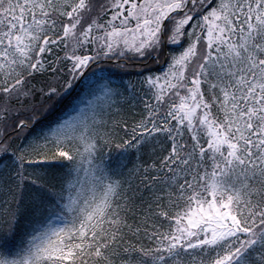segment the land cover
<instances>
[{
  "label": "snow or ice",
  "instance_id": "obj_1",
  "mask_svg": "<svg viewBox=\"0 0 264 264\" xmlns=\"http://www.w3.org/2000/svg\"><path fill=\"white\" fill-rule=\"evenodd\" d=\"M0 264H264V0H0Z\"/></svg>",
  "mask_w": 264,
  "mask_h": 264
},
{
  "label": "trees",
  "instance_id": "obj_2",
  "mask_svg": "<svg viewBox=\"0 0 264 264\" xmlns=\"http://www.w3.org/2000/svg\"><path fill=\"white\" fill-rule=\"evenodd\" d=\"M62 105H58V107L56 109H53L51 111V113L49 112H44L42 114H40L39 118L42 119L43 121H46L48 119H51L53 116L57 115L58 114V110L59 108L61 107Z\"/></svg>",
  "mask_w": 264,
  "mask_h": 264
},
{
  "label": "rangeland",
  "instance_id": "obj_3",
  "mask_svg": "<svg viewBox=\"0 0 264 264\" xmlns=\"http://www.w3.org/2000/svg\"><path fill=\"white\" fill-rule=\"evenodd\" d=\"M58 104V101H53L50 104V108L53 109Z\"/></svg>",
  "mask_w": 264,
  "mask_h": 264
}]
</instances>
